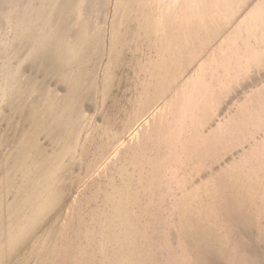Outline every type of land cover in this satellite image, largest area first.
Returning <instances> with one entry per match:
<instances>
[{
    "label": "rangeland",
    "instance_id": "rangeland-1",
    "mask_svg": "<svg viewBox=\"0 0 264 264\" xmlns=\"http://www.w3.org/2000/svg\"><path fill=\"white\" fill-rule=\"evenodd\" d=\"M0 264H264V0H0Z\"/></svg>",
    "mask_w": 264,
    "mask_h": 264
},
{
    "label": "bare ground",
    "instance_id": "bare-ground-1",
    "mask_svg": "<svg viewBox=\"0 0 264 264\" xmlns=\"http://www.w3.org/2000/svg\"><path fill=\"white\" fill-rule=\"evenodd\" d=\"M165 1H169L171 2L172 4L175 3V4H178L180 2V0H165Z\"/></svg>",
    "mask_w": 264,
    "mask_h": 264
}]
</instances>
